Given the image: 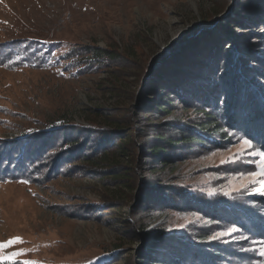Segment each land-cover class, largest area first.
Here are the masks:
<instances>
[{
    "label": "rangeland",
    "instance_id": "obj_1",
    "mask_svg": "<svg viewBox=\"0 0 264 264\" xmlns=\"http://www.w3.org/2000/svg\"><path fill=\"white\" fill-rule=\"evenodd\" d=\"M252 2L0 0V264H264V129L249 133L240 117L234 124L248 127H224L226 138L215 136L220 144L204 139L188 153L166 149L171 159L162 164L148 153L159 136L196 137L182 126L204 124L196 104L206 96L208 79H219L225 60L232 64L235 48L264 57L262 20L249 27L256 32L249 39V29L241 27L232 30L245 34L240 43L225 37L231 55L220 54V67L202 56L214 42L198 29L224 17L228 7L225 16ZM226 33L216 30L213 39ZM93 46L116 50L122 59L107 67L88 64L80 50ZM201 56L206 71L194 69ZM157 61L161 65L151 70ZM242 63L264 70L250 58ZM248 66L241 69L244 81H252L245 95L256 104L260 94L264 106V80ZM167 76L174 84L152 95L167 98V111H157L155 102L141 104L146 94L152 97L150 85ZM240 98L236 108L223 106L232 116ZM128 116L134 120L133 155L108 159L118 167L90 163L104 159L95 152L62 160L69 141L98 138L97 131L124 126L119 120ZM184 192L198 201L178 203ZM225 205L235 213L218 208ZM168 251L182 259L156 255Z\"/></svg>",
    "mask_w": 264,
    "mask_h": 264
},
{
    "label": "trees",
    "instance_id": "obj_2",
    "mask_svg": "<svg viewBox=\"0 0 264 264\" xmlns=\"http://www.w3.org/2000/svg\"><path fill=\"white\" fill-rule=\"evenodd\" d=\"M253 1L251 4L247 3L244 4V6H240L241 8L235 7L234 8V12L231 16H225V14L227 13V10H224V12L222 14H224V17L222 16L217 17L209 22H206L204 26L200 27L202 28L201 32H199L200 34H198L200 37H205L207 38V40L210 42H214L213 44H211L209 46V49L204 50L202 56L207 59V62L205 63H213V65L216 67L219 64L220 67V62H218V60H220V54L221 53H230V43L229 41H227L226 38L231 37L233 41H236L237 43H240L241 39L245 36L244 33L242 34H236L235 31L232 32V30H237L238 27H241V29L243 31H245L246 29L247 32H245L247 35L246 37L249 39L251 35H255L256 32H254V30L250 29L249 27L252 24H256L257 22H259L260 20H262V24H264V17L261 18V15H264V0H250ZM249 11V12H248ZM250 15H252V17H250ZM260 18V19H259ZM223 23H222V22ZM222 24H219V23ZM215 29H213V27H215ZM227 27L229 28V31L227 29ZM245 27V28H244ZM199 28V29H200ZM216 30H218L220 33H227V36H220L217 35V38L214 40L213 37L215 36V32ZM230 33V34H229ZM214 34V35H213ZM194 36L195 38L199 37V36ZM213 35V36H211ZM237 35V36H236ZM193 37V38H194ZM190 38L189 41H191ZM246 38V40H247ZM224 45L227 46V48H224ZM252 45V44H251ZM182 47V46H181ZM180 47V48H181ZM179 48V49H180ZM86 49V48H85ZM84 48H82V50H80L82 52V54L84 55V53H86V55H84L83 57V61L84 62H88V64L91 63H95L97 66L100 67H107L110 64H112L113 62H117L119 60L122 59V56L119 52H117L116 50H111L108 48H103L100 46H93V47H87V49L85 50ZM212 49V50H211ZM178 50V49H177ZM214 51V52H213ZM229 51V52H228ZM218 52V54L216 55V53ZM213 53V54H212ZM238 54L242 57H239L241 60H235L234 57L235 54ZM212 54V55H211ZM200 55V54H198ZM231 55V53L229 54ZM248 55L246 58H250L251 61H259L260 64L263 65L264 68V57L262 56H257L255 54L254 51H251V49H246V48H239V49H234V53H233V60L232 58H230V61L232 64L229 65L227 64V60H225V66H224V70L222 71V73L219 76V79L214 78V79H208V82H206V90H205V95L203 97V100L200 102V104H196L199 107H201V113L203 114V119H205L204 124H200L198 122L194 123L193 126L190 125H184L182 126L184 127H188V129L192 130L193 133L196 137L194 136H190L188 134L185 133H180L181 138L176 140L174 137H169L167 135H163V136H159L158 138H155V140H157L158 142L154 145H151L148 153L154 155L157 160L159 162L157 163H164V161L166 163H169V158L168 156H166V149H170L172 147H177L178 149H181L178 151L179 153H188V151H193V149H195L197 147V145L203 146L204 145V139L209 140V141H218V144L222 143L219 140H215V136H218L219 139L221 138L222 140L226 138L225 134L222 131V129L226 126L232 127L235 126L238 128H244V127H248V125H246V123L244 122L243 124L239 123V118L242 117L244 121L248 122L250 124V128L248 129V132L250 133L251 131L257 132L258 129H264V106L262 105L263 103L261 102V98H260V94H255L258 98H255V100H258L257 102H255L256 104H254V102H252V97L248 94L245 95L246 91H249V87L252 84V81L250 80V82H245L243 76L241 75V69H243L245 65L242 63L243 60H245V56ZM197 56V55H196ZM201 57H199V59H196V62L194 63V69L196 71H200L204 69V71L208 70L207 65H204L201 60L203 59ZM217 56V57H216ZM215 57V58H214ZM164 57H161L159 60L164 61L163 59ZM223 60V59H222ZM162 61H157L155 63V66H153L151 68V70H154L155 68H157L158 66L161 65ZM198 65V66H197ZM213 69H211L210 71H208V74H212L213 72H211ZM248 71H252L254 73H258L260 76V78H262L264 80V70H261L260 68H258L257 66H255V64L251 65L249 64L248 66ZM150 72L147 71L148 75ZM169 76H167V78H163L160 77L158 78V80L156 82H154V84H151L150 88H149V95H153V94H157V87H160V89H168L171 85L174 84V81H172V79L168 78ZM247 79V78H246ZM254 79H256L254 77ZM174 80V79H173ZM255 83V82H253ZM263 84V83H262ZM264 86V84H263ZM152 87H155L152 89ZM262 88V85L260 87V89ZM179 90L184 92L185 88H179ZM148 90V89H147ZM215 90V91H214ZM223 90V93H220V95L218 96V92L217 91H221ZM207 91H212L213 93H211V96H207L209 94V92ZM147 92V91H146ZM244 92V96L243 93ZM185 94V93H184ZM240 94L241 98L239 99L240 101V109H237L238 113H234L235 115L232 116V114H230V109H227L229 107L233 108L236 105V101L234 99H236V95ZM186 95V94H185ZM229 96L232 98L230 99V101L228 100V98H224L222 96ZM143 96V94H142ZM168 97V96H167ZM161 98V95H159L157 98H153L150 96H147L146 94V99L143 100V102H141V104H143L144 102H148L149 106L150 103L155 102L156 106L153 107L155 109H157V111L159 112H165L166 110V100L167 98L164 97L162 98V100L158 101ZM264 99V97H262ZM142 99V98H140ZM261 102V103H260ZM259 103V105H258ZM222 105V106H220ZM223 107V106H225ZM258 105V106H257ZM236 108V107H235ZM156 111V112H157ZM214 111H217L218 114H216ZM232 112V111H231ZM237 114V116H236ZM225 117V119H224ZM238 119L237 124L235 120ZM152 120V119H151ZM227 120V121H226ZM123 124L124 126H113L115 128H104V132H96V136L98 138H94L92 139V137L88 138L87 140H80V139H76L73 141H67V147L63 148L64 150L62 151V153H60L62 155V160L66 159L68 156L69 157H74L77 156V154H82V152H84V155L87 156H91V152H95L93 154L96 153H102V155H104V159L101 160H96V158H92L91 162L92 164H100V166H102L103 168L106 167V169H110L108 167H112V166H119L120 163H117L115 161H110L108 159H110L113 156H116L118 154L120 155H125V156H131L133 155L129 144H131L133 142V139L131 138L132 135V131H134V120L132 122V117H127V118H122V120H119V123ZM132 122V123H131ZM67 124V123H66ZM238 125V126H236ZM190 127V128H189ZM257 127V128H256ZM101 133V134H98ZM197 134L201 135V137L197 136ZM122 135V136H119ZM67 135H65L64 137L66 138ZM68 137V136H67ZM73 138V137H72ZM71 138V140H72ZM119 142L117 141V139H119ZM12 140V139H11ZM9 140H4L5 142H10ZM65 141V139L63 140L62 144H66L67 143ZM66 150V151H65ZM184 150V151H183ZM183 151V152H182ZM66 153V154H64ZM68 155V156H66ZM72 166H74L72 164ZM101 167V168H102ZM139 170H141V168H139ZM120 175V174H119ZM121 175H131L130 172H124L121 173ZM111 179H120L119 176H113L111 177ZM127 179V178H126ZM130 180V179H128ZM162 187V186H161ZM150 191H152V189H150ZM175 193L177 194V190H174ZM157 193H153L151 195V198H153V196H155ZM159 195V194H158ZM183 196V200L181 202L178 203H182V204H186V205H191L193 203H196L198 201V198H196V195L192 194L191 192H184V194H182ZM172 197H174L172 195ZM173 199V206H175V201L176 198H172ZM193 199V200H192ZM168 202V200H163V202ZM163 204V203H162ZM166 204V203H165ZM182 204L180 205L181 207ZM200 206L208 207L209 209H211V206L207 205L206 203L203 204H199ZM227 207V208H226ZM212 208H214L212 206ZM219 209H221L222 211H225V209H228V212H234V210L231 208V205H225L222 207H218ZM235 213V212H234ZM141 224L139 223L138 229H141ZM173 237V236H171ZM165 238V237H164ZM163 239V238H161ZM155 245V243L153 244ZM156 246V245H155ZM152 247L153 251H156V248ZM189 246H186V248H188ZM165 247H162L160 249H164ZM169 250V249H168ZM185 250H181L180 253H182ZM156 255H158L159 258H162L161 260L163 261H168V259H172V258H178V259H182L179 257V254L176 256V254H171L170 251H168L167 253H156ZM187 255H191L188 251H187ZM193 255V253H192ZM207 257H211L212 255L207 254ZM215 259V258H214ZM169 260V261H170Z\"/></svg>",
    "mask_w": 264,
    "mask_h": 264
},
{
    "label": "snow or ice",
    "instance_id": "obj_3",
    "mask_svg": "<svg viewBox=\"0 0 264 264\" xmlns=\"http://www.w3.org/2000/svg\"><path fill=\"white\" fill-rule=\"evenodd\" d=\"M249 143H250V142L245 141V144H249ZM262 155H264V154H262ZM262 167H264V165H262ZM262 174H264V173H262ZM233 230H234V229H233ZM17 239H19V238H17ZM11 242H14V241H10L9 243H11ZM5 246H6V245H5ZM261 254L264 255V251H262ZM26 264H35V262H26Z\"/></svg>",
    "mask_w": 264,
    "mask_h": 264
},
{
    "label": "water",
    "instance_id": "obj_4",
    "mask_svg": "<svg viewBox=\"0 0 264 264\" xmlns=\"http://www.w3.org/2000/svg\"><path fill=\"white\" fill-rule=\"evenodd\" d=\"M201 30H202V28L198 29L197 32H201ZM190 38H192V37H188V38L186 39V41L189 40ZM180 47H181V45H180L178 48H180ZM178 48H177V49H178ZM177 49H176V50H177ZM167 58H168V56H166V58L164 57L163 59L165 60V59H167Z\"/></svg>",
    "mask_w": 264,
    "mask_h": 264
}]
</instances>
